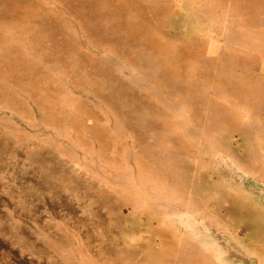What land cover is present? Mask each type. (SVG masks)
Here are the masks:
<instances>
[{
    "label": "rangeland",
    "instance_id": "1",
    "mask_svg": "<svg viewBox=\"0 0 264 264\" xmlns=\"http://www.w3.org/2000/svg\"><path fill=\"white\" fill-rule=\"evenodd\" d=\"M0 264H264V0H0Z\"/></svg>",
    "mask_w": 264,
    "mask_h": 264
}]
</instances>
